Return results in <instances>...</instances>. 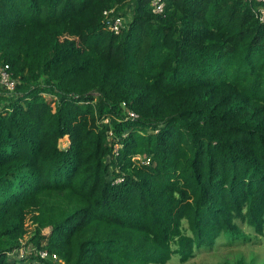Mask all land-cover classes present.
Returning a JSON list of instances; mask_svg holds the SVG:
<instances>
[{"label": "trees", "instance_id": "16d2710c", "mask_svg": "<svg viewBox=\"0 0 264 264\" xmlns=\"http://www.w3.org/2000/svg\"><path fill=\"white\" fill-rule=\"evenodd\" d=\"M166 1L0 0V264L184 263L264 234V22Z\"/></svg>", "mask_w": 264, "mask_h": 264}, {"label": "rangeland", "instance_id": "374dc122", "mask_svg": "<svg viewBox=\"0 0 264 264\" xmlns=\"http://www.w3.org/2000/svg\"><path fill=\"white\" fill-rule=\"evenodd\" d=\"M60 143L63 147L68 146L69 137L66 135L60 139ZM143 161L146 160L143 158ZM27 225L32 231L34 225L30 218L27 220ZM245 231L248 237L250 236V240L235 241L224 236L211 249L197 250L196 254L187 262H181L179 256L175 254L168 264H235L238 260H242L244 264H264V234H255L249 228H245Z\"/></svg>", "mask_w": 264, "mask_h": 264}, {"label": "built area", "instance_id": "2783aa9c", "mask_svg": "<svg viewBox=\"0 0 264 264\" xmlns=\"http://www.w3.org/2000/svg\"><path fill=\"white\" fill-rule=\"evenodd\" d=\"M249 1L253 3L252 10L254 14L256 15V17L260 21L264 22V0H257L258 2L262 3V4H257V5L255 4L254 0H249ZM166 2H167L166 0H150V6H151L153 13L157 15L164 14L165 9H166ZM104 15L108 22V27L111 31L115 33H120L123 30V28L126 25L127 18H124L120 15H115V8H112L110 10H105ZM8 69H9V66L7 64L0 67V84L2 86H5L9 90H13L16 86V81L12 78L11 73ZM128 114L131 117L138 116L137 113L130 111V110ZM102 121L108 122L109 118H106ZM135 158L143 161V157H141L140 155H137ZM26 240L27 238L23 239L21 247L12 251L10 255L14 257H27L29 256V254H31V251L35 252L36 249L28 248V246L24 245ZM39 254L41 255V257H44V258H49L50 256H52L53 260L58 259V256L56 253H53L52 255H50L48 250H40Z\"/></svg>", "mask_w": 264, "mask_h": 264}]
</instances>
